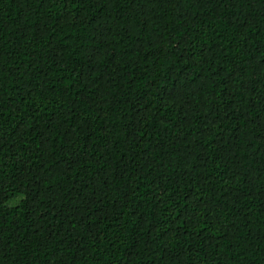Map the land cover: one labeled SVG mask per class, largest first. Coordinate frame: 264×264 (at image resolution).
<instances>
[{
    "label": "trees",
    "instance_id": "1",
    "mask_svg": "<svg viewBox=\"0 0 264 264\" xmlns=\"http://www.w3.org/2000/svg\"><path fill=\"white\" fill-rule=\"evenodd\" d=\"M0 264H264V0H0Z\"/></svg>",
    "mask_w": 264,
    "mask_h": 264
}]
</instances>
